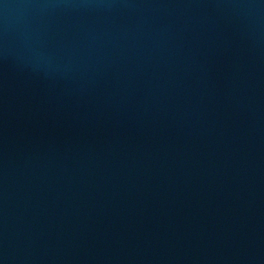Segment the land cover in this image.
Listing matches in <instances>:
<instances>
[{
    "label": "water",
    "instance_id": "water-1",
    "mask_svg": "<svg viewBox=\"0 0 264 264\" xmlns=\"http://www.w3.org/2000/svg\"><path fill=\"white\" fill-rule=\"evenodd\" d=\"M0 264H264V33L0 0Z\"/></svg>",
    "mask_w": 264,
    "mask_h": 264
}]
</instances>
